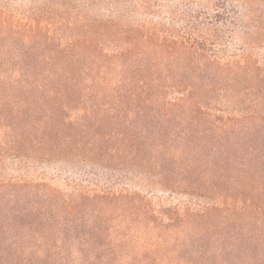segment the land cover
<instances>
[{
	"label": "rangeland",
	"instance_id": "obj_1",
	"mask_svg": "<svg viewBox=\"0 0 264 264\" xmlns=\"http://www.w3.org/2000/svg\"><path fill=\"white\" fill-rule=\"evenodd\" d=\"M2 3L4 14L14 17L15 22L25 23L29 9L37 13L36 9L43 7H54L56 20L80 11L103 19L107 30L102 50L94 57L85 52L84 59H106L104 67L97 68L107 81L104 102L117 104L132 125L159 131L157 140L147 133L148 141L170 146L178 138L174 133H188L190 126L208 123L204 113L240 117L245 110L246 120L233 126L231 164L227 167L238 184L227 180L221 193L234 205L243 206L240 197L250 198L240 192L243 185L264 187V120L251 117L252 111L259 109L257 103L264 102V0H0ZM72 24H76L74 18ZM1 28L6 34L0 37L6 40L0 39V58H11L26 39L13 28ZM182 39L190 40L186 44H194L193 50L179 46ZM191 59H221L246 68L223 93L217 91L212 98L202 96L203 105L194 101L208 93L202 89L190 93L182 89L185 86L174 89L171 85L175 81L159 90L139 89L140 77L167 79L192 74L184 69ZM13 77L12 73L4 77V85L12 86ZM13 120L0 121V127L7 128ZM199 138L194 134L188 140ZM7 148L9 151L0 152L1 184L23 177L69 194L77 193L81 186L99 191L105 183L102 178L120 176L117 170L102 174L101 168L91 169L68 156L43 157L44 148H37L35 157L29 148ZM244 172L248 181L242 179ZM139 180L144 184L141 188L133 181L125 182L131 184L130 191L145 197L148 212H154L152 218L142 219L140 212L125 218L114 215L111 219L88 220L78 213V218L44 219L36 215L38 206L26 188L0 187V264H264V216L257 211L231 216L226 231L222 214L211 219L218 227L213 235L224 244L219 252L217 242L196 235L207 229L205 222L178 223L172 229L165 226L172 222L170 218L178 220L190 206L183 178L178 177L181 182L177 183L172 180L169 187ZM192 199L209 202L207 198ZM261 204L264 206V201Z\"/></svg>",
	"mask_w": 264,
	"mask_h": 264
},
{
	"label": "trees",
	"instance_id": "obj_2",
	"mask_svg": "<svg viewBox=\"0 0 264 264\" xmlns=\"http://www.w3.org/2000/svg\"><path fill=\"white\" fill-rule=\"evenodd\" d=\"M3 6V3L0 4V26L15 29L13 32L22 34L26 43L11 58H0V121L14 119L13 124L6 125L7 128L0 127V152L9 151L7 147L13 150L29 148L34 150L32 157H35L39 154L37 148H44L43 157L51 154L68 156L89 165L91 169L101 168L102 174L117 170L120 176L102 178L105 183L99 187V191L81 186L77 193L69 194L47 183L33 182L23 177H13L6 183H0V187L8 186L17 191L26 188L38 206L36 215L44 219L78 218V213L88 220L111 219L114 215L125 218L140 212L142 219H147L152 218L150 214L154 212H148L145 197L139 191H130L128 187L131 184L125 181H133L141 188L144 184L140 178L149 184L169 187L172 180L177 183L181 182L178 177L183 178L187 182L184 183V193L190 198V206L180 214L178 220L169 217L172 222L165 226L172 229L178 223L183 226L185 223L200 225L205 222L207 229H202L196 235L200 239L203 237L207 241L217 242L219 252H222L224 244L217 235H213L218 228L211 220L215 215L222 214L225 231L228 230L230 217L238 212L247 213L253 209L259 216H264V206L261 204L264 201V187H255L250 183L243 185L240 192L250 195V198L240 197L243 206L234 205L221 193L227 180L238 184L234 182L231 172H227V167L231 164L228 158L231 135L235 130L233 126L246 120L245 110L240 117H214L204 113L208 123L190 126L188 133L186 130L183 134L174 133L178 138L170 146L148 141L147 133L151 139L157 140L161 136L159 131H152L151 127L145 125H132L122 116L117 104L104 102L107 81L97 68L104 67L106 59H84L85 52L90 53L88 57H94L102 50L100 46L104 43L103 36L107 30L103 19L88 17V13L80 11L74 16L72 12L67 17L61 15L62 18L56 20L54 7H43L36 9L37 13L29 9L25 23L15 22L14 17L4 14ZM73 18L76 24H72ZM13 32L11 39L15 38ZM2 34L6 32L1 28ZM0 39L6 40V37L1 36ZM178 42L179 46L193 50L194 44H186L190 40ZM97 48L99 52H96ZM7 64L10 65L9 69L4 68ZM184 65V69L192 74L188 71L186 77L167 79L147 80L148 77H140L139 89L159 90L175 81L171 85L174 89L185 86L182 89L190 93L197 89L208 93L198 94L200 101H194L195 105H203L202 96L212 98L217 96V91L223 93L228 83L237 81L236 74L246 68L221 59H205L204 62L191 59ZM9 73L14 76L12 86L3 83V78ZM261 100L264 101V96ZM257 104H260L259 109L252 111L251 117L264 120V102ZM194 134L200 138L189 141V136ZM64 152L67 154L64 155ZM27 157L31 159V156ZM242 179H249L245 172ZM117 184L122 186H115ZM192 198H207L209 202Z\"/></svg>",
	"mask_w": 264,
	"mask_h": 264
}]
</instances>
